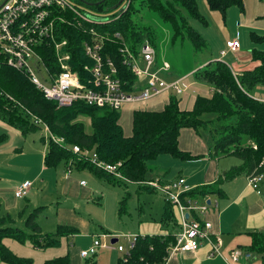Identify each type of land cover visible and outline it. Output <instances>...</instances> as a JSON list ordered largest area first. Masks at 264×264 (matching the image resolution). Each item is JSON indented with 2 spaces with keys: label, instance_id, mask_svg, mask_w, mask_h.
Instances as JSON below:
<instances>
[{
  "label": "trees",
  "instance_id": "trees-1",
  "mask_svg": "<svg viewBox=\"0 0 264 264\" xmlns=\"http://www.w3.org/2000/svg\"><path fill=\"white\" fill-rule=\"evenodd\" d=\"M209 8L219 11L224 16L232 6L245 12L244 0H206ZM264 1V0H261ZM88 5L99 10L109 8L110 0H89ZM115 7L127 8L121 13L115 12L109 22L91 24L83 22L79 26L73 15L64 14L72 24L57 23V39L69 40L72 53V68L81 71L85 63H90L83 50V41L92 39L89 32L94 26L101 32L113 36L105 40L103 55L115 61L119 75L134 83L135 75L124 64L120 48L126 43L132 51L138 52L141 45L149 41L155 46L156 32L146 18L136 16L140 9L154 12L157 18L172 30V40L188 39L197 50L207 48L208 41L191 24V19L208 24L200 12L198 0H141L140 9H136L133 0L116 1ZM119 16L116 18V16ZM264 18V15L262 16ZM88 30V32L85 31ZM120 32L122 39L115 37ZM251 39L264 43V34L250 31ZM54 72H59L55 62L53 48L46 44L37 48ZM252 66L234 65L223 60H214L194 72L195 78L206 83L211 90L209 94L195 93L196 100L192 109H181L182 94L171 92L168 102L161 110L136 109L133 112L132 134L126 135L121 123L122 109L109 106L90 105L77 101L69 106L59 107L57 102L48 99L43 91L36 87L28 74L7 64L0 68V117L7 123L21 129L24 134L36 129L31 116H38L50 128L55 137L64 138L63 142L49 141L45 153L46 168H56L64 164L66 170L75 166L78 169L89 168L100 178H105L113 185L123 186L127 179L136 183L138 191L153 192L157 189L146 181L153 180L152 162L161 154H170L181 160H195L201 155L182 150L179 136L183 128H193L198 136L207 142L209 156L218 158L223 155L235 156L241 163L223 171L219 180L193 188L182 197L202 199L223 195L222 184L242 174L264 173V101L254 96L258 86H264V50L253 48ZM13 97L15 101L9 98ZM19 102V103H18ZM81 117L90 118L91 131ZM0 135V143L6 140ZM45 142V137H41ZM96 153L98 159L105 163L121 162L118 171L124 176L119 178L114 173L98 167L91 155L74 152L73 146ZM161 181L165 180L160 177ZM158 191V190H157ZM127 194L119 202V214L127 203ZM39 206L26 218L24 228L14 225L16 218L10 212H4L0 199V264H33L30 257L17 255L5 245V238H13L20 244L30 243L35 248L47 249L61 246L65 236L78 234L79 229L71 225H58L51 232H44L38 221ZM162 223L178 225L173 218L171 203L165 202ZM170 227V226H169ZM167 228V227H166ZM174 230V228H170ZM107 233H110V231ZM173 231L164 233L137 234L134 246L122 255L118 264H165L170 257L169 249L176 243ZM252 241L248 251L260 256L264 264V230L251 232ZM70 254L52 257L43 264H70ZM83 264H98L97 257L85 258Z\"/></svg>",
  "mask_w": 264,
  "mask_h": 264
},
{
  "label": "built area",
  "instance_id": "built-area-1",
  "mask_svg": "<svg viewBox=\"0 0 264 264\" xmlns=\"http://www.w3.org/2000/svg\"><path fill=\"white\" fill-rule=\"evenodd\" d=\"M126 8L127 4H124L117 12L121 13ZM65 12L71 13L81 27L83 22L104 24L112 19V17H97L83 13L69 0H4L0 5V68L7 64L26 72L30 80L43 91L48 99L57 100L59 107L83 101L90 105L109 106L120 110L126 103L144 101L164 91L171 90V92L182 94L185 90L182 86V79L170 81L165 78V75L171 73V64L169 62L158 63L156 49L149 42L144 43L137 53L126 46L121 48L124 64L136 77L134 83L128 84V81L119 75L115 61L110 58L106 59L103 55L105 40L109 38L108 33L101 32L94 26L87 28L92 34V39L84 40L82 44L85 56L89 58L90 63H85L81 71L73 70V56L69 50V40L57 39V23L72 24L64 14ZM87 29H85L86 32H88ZM115 36L119 38L120 34L116 33ZM43 44L53 48L59 72L51 70L44 56L37 49ZM240 49L239 37L233 38L227 41V49L221 54L224 57L228 52H238ZM9 98L16 102L13 97L9 96ZM36 122L38 125L45 126L49 133V141H64L63 138L55 137L45 122L42 120ZM73 149L76 153L92 154L94 163L98 167L114 173L116 177L124 178L118 171V167L122 165L121 162L105 163L98 159L96 153H91L89 150L84 151L78 145L73 146ZM67 171V178H70L73 172L72 167ZM263 179L264 173L249 175L250 185L259 193ZM80 183L86 185V181ZM145 183L155 187L166 201L179 208L181 229L175 234L176 243L170 247V254L193 252L203 243L208 242L212 246L210 256L222 255L228 264H235L243 257L252 258L253 252L238 247L233 249L229 256L221 252L224 241L219 234L214 233L212 221L207 218L208 213L218 210V197L184 199L182 194L195 187L190 186L182 176L165 182L157 179ZM32 185V181H23L16 187L15 196L25 197ZM135 239L136 236L128 237L129 249L134 246ZM93 243L91 247L81 250L82 257L93 256L100 248L114 245L113 243L107 244L100 239H94Z\"/></svg>",
  "mask_w": 264,
  "mask_h": 264
},
{
  "label": "rangeland",
  "instance_id": "rangeland-1",
  "mask_svg": "<svg viewBox=\"0 0 264 264\" xmlns=\"http://www.w3.org/2000/svg\"><path fill=\"white\" fill-rule=\"evenodd\" d=\"M69 1L83 13L91 14L97 17H112L119 9L118 7H115L116 1L120 2L122 0H110V7L105 10H99L88 5L86 2H89V0ZM140 1L141 0H133V5L136 9H140ZM163 1L167 2L168 0ZM3 2L4 0H0V5ZM198 4L200 12L205 15L208 20V24H203L195 19L190 20L192 26L208 41L207 48L200 50H197L193 42L188 39L180 38L177 41H173L171 28L162 23L154 12L152 13L147 10L140 9L136 13V16L140 15L149 20V22L146 21L145 23L150 24L153 27L154 32H156L157 37L155 39V46L149 41L146 42H149L156 49L157 62L159 61L160 64L169 62L171 64L170 75H165L167 80L186 79L187 76L194 74L196 70L205 66V64H201L206 61L209 63L214 60H223L232 64L235 60H240L249 54L251 48L256 47L264 50L263 44H256L250 38V31H256L259 34H264V28L241 22L240 18L243 20V14L237 6L230 7L224 16L219 11L211 10L206 0H198ZM261 4L263 5L262 7L255 5L246 7L247 14L243 15V17L246 18L249 16L255 19L258 15L264 14V1H262ZM230 9L235 11L233 16L239 15V21L237 23L236 21L231 20L232 14H230V11L232 10ZM237 30H239L242 34L241 50L238 52H229L227 56L223 57L221 54L223 50L217 49V42H220L222 38H226V35H230L234 38ZM116 33L120 34V32ZM108 35L109 38H113L110 33H108ZM119 38L122 39L121 34ZM125 46L132 50L126 43H124L122 47ZM225 49H227V43L224 47V50ZM34 68H36L35 65ZM187 73L188 75L183 77V75ZM50 100L57 101L55 99ZM31 117L32 121L36 125H38L36 121L42 120L36 115ZM81 119L86 123V129L91 131L90 118L81 117ZM123 125L126 132L131 131V120L123 118ZM0 135H5L7 137L4 142L0 143V163H2V161L8 162V159H12L11 163L17 164V166L13 165L10 168H6V173H13L23 178L24 173H28L30 171L38 172L40 168L45 165L44 158L49 145V133L44 125H38L36 129L30 130L27 134H24L20 128L7 123L0 117ZM41 137H45V142L41 140ZM13 153L15 156H12ZM177 161V158L170 154H161L152 162L154 170L150 175L153 180H157L160 177L164 178L165 176L162 171H165L169 165L173 166L172 163ZM47 171L48 173H46L43 177L45 179V183H36L32 189L35 191L34 195H32V197L30 195L28 196L31 200L35 201L36 199H40L43 203H32L30 205L27 199L20 200L21 205L24 207L28 206L26 207V214L24 215L25 218L19 216L18 210L14 211L6 207L3 208L4 212H10L12 216L16 218L14 225L24 228L25 226L23 222H26L28 215L39 206H43L37 213V221L43 230L53 231L56 219L55 209H57V201H61V205L68 204L71 207L79 208L80 215L89 218L92 223L90 228V237L94 236V239H100L101 241L106 240L110 243H112V238H118L114 247L118 250L120 256L126 253L130 247V242L128 240L129 236H136V234L146 235L147 233H161V231L167 230V226L162 223L166 200L157 190L153 192L138 191V185L128 181L127 179H122L126 181L123 186L113 185L105 178H100L89 168H85L83 170L73 166V173L69 179L73 178L79 180L82 178L85 180L88 183L87 189L90 190L89 192H91V194L83 196L80 192L79 196H75L74 198L72 197L73 200L71 199V201L66 202L65 196L62 197L60 195L61 187L67 181L66 178L68 176V171L66 170L65 165L62 163L56 168H49ZM58 181L59 183L57 184ZM49 187L51 190L48 189ZM56 189L58 190V197H55ZM126 194L128 199L125 209L121 214H119V202ZM87 198L90 199L88 200ZM220 199L221 197L219 198V202ZM171 211L173 212L174 220L180 221L181 214L178 206L171 204ZM103 226L105 228L108 226L111 228L108 229L110 233H107V238L103 237V234H105V231L101 228ZM158 228L159 230H157ZM80 234L81 233L75 235L79 236ZM76 236L71 235L66 244L69 245L70 243L71 247V242L76 239ZM65 237L64 239L66 240ZM58 247L59 246H54L52 248L57 249ZM25 256H29V254ZM249 262L261 264L260 256L253 252V256Z\"/></svg>",
  "mask_w": 264,
  "mask_h": 264
},
{
  "label": "crops",
  "instance_id": "crops-1",
  "mask_svg": "<svg viewBox=\"0 0 264 264\" xmlns=\"http://www.w3.org/2000/svg\"><path fill=\"white\" fill-rule=\"evenodd\" d=\"M260 2L262 3L261 0H244L245 12H240L243 15L247 14L246 7L248 6L251 7L255 5L262 7L263 5ZM230 10H232L230 11V14H232L231 20H234L237 23L239 21V15L233 16L235 14V11L233 9ZM243 15V20H241L240 18L241 22L247 23L248 25H256L258 27L264 28V18L262 17L264 14L258 15L255 19L249 16L244 18ZM237 37H239L241 41L242 34L239 30H237L234 38ZM231 39H233L232 36L226 35V38H222L220 42H217V49L224 50L227 41ZM256 44L264 45V43ZM252 49L253 48H251V51ZM251 51L240 60H235L232 65H234L236 68H239L242 65L245 67L248 65H254L256 62L252 61ZM227 54H229V52ZM227 54L225 56H227ZM204 64H208L207 61L202 63L201 65ZM188 73L183 75V77L187 76ZM192 75L187 76L186 79H182V86L185 88V90L182 92L180 108L184 110L193 108L196 100L195 93L200 92L209 94L211 92L205 82L197 80L195 78V74ZM170 93L171 90L164 91L159 95H156L144 101L127 103L122 109L121 123L123 125V118L131 120V131L126 132L124 128L125 134H132L133 112L136 109L161 110L168 102ZM254 96L264 101V86H258L254 90ZM179 146L182 150L201 155V157L195 160H181L177 158L178 161L172 163L173 166L169 165L168 168H166L165 171L167 172L162 171L165 176L163 178L165 181H170L182 176L192 187H197L208 183H215L219 180L223 171L228 170L232 166L241 163V160L236 159L235 156L231 155H223L218 158L209 156V147L207 142L204 141L200 136H198L193 128H183L181 130L179 136ZM12 156H15V154L13 153ZM11 160L12 159H8V162L2 161V163H0V167H2L0 168V199L4 207L14 211L18 210L19 216L25 218L24 215L26 214V207L28 206L24 207L23 205H21L20 200L27 199L30 205L32 203H43L40 199H36L34 201L28 198V196L30 195L32 197V195H34L35 191L32 189L36 183H45V179L43 177L46 175V173H48L47 170L49 168H46V166L44 165L38 172L30 171L28 173H24V177L22 178L13 173H6V168H10L13 165L17 166V164L11 163ZM66 179L67 181L62 185L60 190V192L62 193H60V195L62 197L65 196L66 202L71 201V199L73 200L75 196H79L80 192L83 196L91 194V192H89L90 190L87 189V182L86 185H81L80 182L85 181L82 178H80L79 180L73 178ZM25 180L32 181L33 185L31 186L28 194L25 197L17 198L15 196V189L19 185V183ZM58 183L59 181L57 182V184ZM221 186L224 193L221 196L219 195L217 198L219 200V198L221 197L219 208L218 210H213V212L208 213L207 218L212 221L214 233L219 234L224 241L221 252L224 255L229 256L230 252L237 247L248 251L247 248L252 241L250 233L254 231L264 230V179L260 183V193L250 185L249 176L246 174H242L232 180L225 181ZM48 189L51 190L50 187ZM57 193L58 190L56 189L55 197H58ZM87 199L89 200L90 198ZM55 216V226L53 229H55L58 225L65 224L74 226L79 229V233H81L79 236L73 234V236H76V239L71 242L73 247H70V243L69 245L66 244L70 236L65 237L66 240L62 238L61 246L57 249L52 247L47 249L35 248L30 243L24 244L22 246L18 241L9 237L4 239L5 245L10 247L17 255L21 257L29 254V256H31L30 258L33 257V264H43L46 260H50L53 256H64L66 255V253L70 254V264H83L85 261V257L81 256V250L87 249L94 244L93 241L95 237H90V228L92 226V223L90 222L89 218L80 215L79 208L71 207L68 204L61 205V201H57ZM166 226L167 230L161 231V233L168 231L178 233V231L181 229L179 223L178 225L174 226L170 224ZM172 227L174 228V230L170 229ZM101 228H103L104 231L107 229H111L109 228V226L107 228H105L104 226ZM157 230H159V228ZM43 231L51 232L52 230ZM106 232L107 231H105V234L103 235L108 236ZM104 242H106L107 244H112L110 242H107L106 240H104ZM211 250V244H209L208 242L203 243L196 251L170 254L171 256L169 257L167 264H228L222 255L210 256ZM95 256L97 257L98 264H118L119 259L122 258L114 245L108 248H100ZM250 259H246L243 257L239 261H236L235 264H258L249 262Z\"/></svg>",
  "mask_w": 264,
  "mask_h": 264
},
{
  "label": "water",
  "instance_id": "water-1",
  "mask_svg": "<svg viewBox=\"0 0 264 264\" xmlns=\"http://www.w3.org/2000/svg\"><path fill=\"white\" fill-rule=\"evenodd\" d=\"M208 202H210V200H208ZM187 217H188V214H187ZM117 241H118V238H112V239H111V242H112L113 244H115Z\"/></svg>",
  "mask_w": 264,
  "mask_h": 264
},
{
  "label": "bare ground",
  "instance_id": "bare-ground-1",
  "mask_svg": "<svg viewBox=\"0 0 264 264\" xmlns=\"http://www.w3.org/2000/svg\"><path fill=\"white\" fill-rule=\"evenodd\" d=\"M126 104H127V103H126ZM126 104H125V105H126ZM125 105H124V106H125Z\"/></svg>",
  "mask_w": 264,
  "mask_h": 264
}]
</instances>
